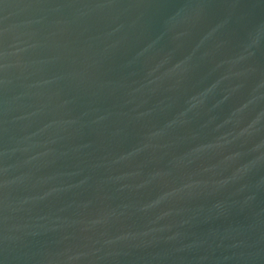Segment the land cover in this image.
<instances>
[{
    "label": "water",
    "instance_id": "water-1",
    "mask_svg": "<svg viewBox=\"0 0 264 264\" xmlns=\"http://www.w3.org/2000/svg\"><path fill=\"white\" fill-rule=\"evenodd\" d=\"M0 264H264V0H0Z\"/></svg>",
    "mask_w": 264,
    "mask_h": 264
}]
</instances>
